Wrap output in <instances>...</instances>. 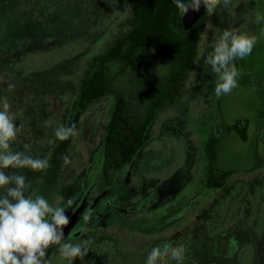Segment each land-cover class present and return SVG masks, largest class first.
<instances>
[{"label":"flooded vegetation","instance_id":"af4514ba","mask_svg":"<svg viewBox=\"0 0 264 264\" xmlns=\"http://www.w3.org/2000/svg\"><path fill=\"white\" fill-rule=\"evenodd\" d=\"M254 12L264 16V0H232L228 9L223 7L221 0V6L214 13L205 11L193 26L184 28V15L174 4L171 16L180 18L181 30L185 31L187 39L198 33V24L204 18L203 36L211 25L207 44L202 49L200 43L197 58L184 61L185 67L193 63L199 73L201 67L208 65L201 58L213 46L214 37L225 29L235 28L257 37L248 56L252 59L264 48V22L255 23ZM15 17L0 16L1 34L6 23L14 25L24 21L26 24L30 20L36 24L39 20H47L44 25L49 26L54 16ZM114 17L79 16V28L69 33L82 38L79 48L83 58L79 62H71L69 56L64 55L65 47L69 46V34L56 39L46 31H40V38H33L32 30L8 32L11 35H4V40L0 34V109L6 99L9 112L20 127L11 148L47 159L50 165L43 171L16 170L26 177V196L43 195L69 213L78 206L64 242H75L90 229L103 224L122 231L137 229L143 237L155 235L142 244L170 240L181 244L188 230L197 233L198 227H203V217L230 187L228 182L223 187L219 185L221 172L228 168L220 166L217 158L209 157L206 150L200 156V149L204 148H200L196 131L198 98L201 96L207 104L217 98V77L212 71L208 72L198 91V75L191 86L188 87L187 81L184 87L181 77L173 73L167 77V69L161 72V68L158 71L151 68L149 74L153 76L125 78L136 62L124 71L127 61L118 60L104 70L98 57L118 47L120 34L126 33L122 28L124 21L137 16H120L115 21ZM17 34L18 37L14 36ZM142 48L166 52L157 46L139 45L134 55ZM244 61L240 59L238 65L241 67ZM120 80L126 82L118 83ZM73 125L75 135L64 141L56 138L57 127ZM64 156L76 165V171H69L68 176ZM242 170L239 177L251 179L246 176L264 175L263 169L251 165ZM74 172L73 184L70 177ZM244 194V203L247 199L252 204L257 203L264 197L252 199L248 189ZM252 204L250 217L241 215L244 204L240 217L261 236L264 215L261 211L257 218ZM202 206L208 207L207 213L193 220L190 216ZM85 212L91 217L87 222L82 219ZM224 225L225 231L232 227L231 222L224 221ZM171 229L177 231L166 236L164 233ZM111 237L127 246L119 236ZM54 247L57 246L51 248ZM239 247L235 243L239 264H250L255 246L248 241Z\"/></svg>","mask_w":264,"mask_h":264},{"label":"rangeland","instance_id":"374dc122","mask_svg":"<svg viewBox=\"0 0 264 264\" xmlns=\"http://www.w3.org/2000/svg\"><path fill=\"white\" fill-rule=\"evenodd\" d=\"M121 1L122 0H102L103 4L107 6V9L115 8L116 4ZM30 9H32V0H0V16H18L17 18L21 19H31L32 16L35 15ZM23 22L24 21H17L14 25H7L6 23L4 25L5 30L1 31L2 34L0 33L2 39L4 40V35H11L8 32L26 33L27 31L31 32V30L38 31L39 28L42 32L54 33L59 29L58 21L53 20L50 22V26H58L57 28L54 26V29L38 27L37 24L30 20L26 21V24ZM210 27L211 25L208 26L207 32L204 33L202 38V49L208 42ZM62 28L63 26L60 27V29ZM14 36L18 37L19 35L17 34ZM135 56H137L136 63L130 73L125 75V78L153 76L149 74L151 68H154L155 71L161 68V72L167 69V77L172 73L173 66L171 65L170 56L164 51H158L155 48H142ZM236 67L240 75L237 78V87L233 88L230 93L221 95L219 98L213 100L212 103L209 102L208 104L201 96L198 98L197 108L199 124L197 125L196 131L198 132L200 148H204L200 149V156H202L203 150H206L209 157L217 158L219 165L225 168L248 169L251 165L255 169L264 170V48L254 55L252 59L251 57H246L241 67L239 65H236ZM187 71H190L188 78L189 87L196 79L198 69L195 64L191 63L188 65ZM124 82L126 81H118V83ZM184 85L186 86L187 84ZM88 114H86V116H88ZM217 143L218 145H216ZM85 160L86 158L83 157L82 161ZM67 165L65 174L68 176L69 171H76V165L72 159H70ZM12 172L20 174L16 169H12ZM246 177L253 178L252 176ZM237 178H239V176H233L229 179L227 184H232ZM70 179L72 182L75 180V172L74 175L71 173ZM243 204L244 198L235 200L232 203L229 213L224 220L227 224L231 222L232 227H228V230L221 235L218 240H208L206 242L207 244L205 243L206 245L201 243L198 252H196L192 259L194 264H209L211 262L215 264H227L228 262L229 264H239L237 258L239 250H234L235 243L241 248L248 241L255 246L254 257L250 264H264V219L262 222L263 229L261 236H258L252 227L247 225L243 218L240 217ZM252 205V209H255L257 218L260 217L261 211L264 215V197H262L259 202H254ZM207 208V206L200 207L190 217L193 220L197 218L200 219V217L207 213ZM135 216L139 217L140 215L136 214ZM107 219L110 222V218ZM200 228L198 227L199 230ZM90 230L91 231L81 239L77 238L75 241H82L89 238L94 241L95 238L102 234L109 236L117 235L121 238L122 243L127 245L126 247H131L134 245H141L148 241L149 238L151 240V237L155 236L143 237L141 233L137 232V229H134V232L122 231L115 226H105L103 224L102 226L99 225ZM176 231L177 230L171 229L164 234L166 236L174 235ZM64 234L65 236L68 235L67 232H64ZM187 234L188 233L183 236L184 239ZM204 235L206 236V234L202 233L203 237ZM234 239L236 240L234 241ZM230 250L233 251L231 252ZM77 259L78 264H97L92 262L89 252L85 255L83 260ZM134 261V257H130L128 264H133Z\"/></svg>","mask_w":264,"mask_h":264},{"label":"trees","instance_id":"16d2710c","mask_svg":"<svg viewBox=\"0 0 264 264\" xmlns=\"http://www.w3.org/2000/svg\"><path fill=\"white\" fill-rule=\"evenodd\" d=\"M172 6H174L173 0H122L116 4L115 8L109 9L103 4L102 0H32V9L30 11L35 16H54L52 20L58 21L59 29L54 33H49V35L55 36L56 39L63 38L64 35L71 33L73 29L79 28L81 22L79 16H115L114 21L120 16H137L131 21H124L125 25L122 28L126 33L124 35L120 34L116 43L118 47H114L115 49L113 48L98 57L104 70L107 65L114 64L118 60H125L127 61H124L125 71L136 62L137 58L133 56H135V50L139 45L157 46L169 54L173 66L172 73L181 77L184 85L188 81L190 71H187L183 62L192 61L197 57L198 47L203 38L206 18L199 22L198 33L194 37L187 39L185 31L181 30L180 24L182 23L180 18L176 19L171 16ZM66 17L71 20L65 22L63 19ZM50 22H48L49 26L44 25L47 20H39L36 24L41 28L54 29V26L55 28L58 27L56 25L50 26ZM61 26H63L62 29H60ZM174 29L180 32H176ZM40 35V30L32 32L33 38H40ZM69 35V46L65 47L64 55L69 56L71 62H79L83 58L81 56L83 51L79 48L82 38H79L77 34ZM123 47L127 48L124 52L122 50ZM181 50L186 53H179ZM212 50L213 46H210L201 59L205 61V58ZM234 63L238 65L240 59L235 60ZM211 71L210 65L199 69L198 91L203 83L202 80ZM206 101L209 102V100ZM242 171V169L235 168L225 169L224 172H221L219 185L223 187L233 176H241ZM246 189H248V195L252 199L258 198L260 195L264 196V175L251 179L239 177L230 184V187L221 195L213 205V208L203 217L201 223L203 227L200 230L198 229L197 233L195 231L191 233L188 230L186 238L182 241L186 248L182 264H194L192 259L198 252L201 243L205 244L208 240H218L226 232V226L224 225L226 212L235 200L244 197ZM251 204L252 202L247 199L244 203L245 210L241 214L242 217H250ZM202 233L206 234V236L204 235L203 237ZM164 243H172L173 246L179 245L177 241L170 240L169 242L147 243L128 248L121 245L118 239L102 234L95 238L89 246V255L92 262L97 264H128L130 257L135 259L133 264H145L151 249ZM46 258L51 259L52 264H68L67 261L59 258L58 246L50 247ZM73 264H78L77 258L74 259ZM163 264H177V262L166 258ZM209 264L215 263L211 262Z\"/></svg>","mask_w":264,"mask_h":264},{"label":"clouds","instance_id":"9594fccd","mask_svg":"<svg viewBox=\"0 0 264 264\" xmlns=\"http://www.w3.org/2000/svg\"><path fill=\"white\" fill-rule=\"evenodd\" d=\"M173 3L182 16L189 9L199 11L201 4L207 13H214L221 6V0H173ZM231 4L232 0H223L225 9ZM254 20L260 24L264 22V16L254 12ZM214 40L213 50L205 58V63L211 66L217 77L215 96L219 98L237 87L240 73L234 61L251 55L257 37L234 28L223 30ZM9 108L5 99L0 109V264H52V260L46 257L47 250L53 245L58 246L59 258L68 264H73L76 258L83 260L93 240L64 242L63 229L71 222L65 208L50 203L43 195L26 196V177L6 172L24 168L43 171L50 166L47 159L12 150L11 143L17 138L20 127ZM75 134L74 125L60 126L55 130V136L60 141ZM63 160L65 164L70 162L68 156H64ZM82 219L89 221L90 214L85 212ZM185 253L182 243L177 246L164 243L151 249L145 264H163L166 258L182 264Z\"/></svg>","mask_w":264,"mask_h":264},{"label":"water","instance_id":"95a60500","mask_svg":"<svg viewBox=\"0 0 264 264\" xmlns=\"http://www.w3.org/2000/svg\"><path fill=\"white\" fill-rule=\"evenodd\" d=\"M205 11L206 9L203 4H201L199 11H193L192 9H189V11L183 16V27L189 28L190 26H193L198 21V19L205 13ZM77 210L78 206L75 205L70 213L67 212L70 221L73 220V217L77 213ZM67 229L68 226H66L63 231L66 232Z\"/></svg>","mask_w":264,"mask_h":264}]
</instances>
